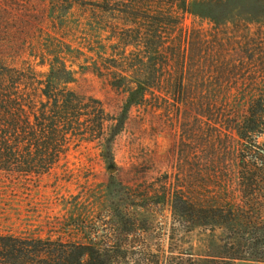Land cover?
<instances>
[{"label":"trees","instance_id":"1","mask_svg":"<svg viewBox=\"0 0 264 264\" xmlns=\"http://www.w3.org/2000/svg\"><path fill=\"white\" fill-rule=\"evenodd\" d=\"M75 6L99 13L109 34L112 52L85 70L116 93L114 114L71 87L79 72L64 56L60 21ZM134 109L170 131L179 124L182 162L197 165L170 194L177 213L209 231L248 234L230 258L264 263V0H0V181L37 182L77 139L97 142L114 163ZM103 256L81 242L0 234V264Z\"/></svg>","mask_w":264,"mask_h":264},{"label":"rangeland","instance_id":"2","mask_svg":"<svg viewBox=\"0 0 264 264\" xmlns=\"http://www.w3.org/2000/svg\"><path fill=\"white\" fill-rule=\"evenodd\" d=\"M60 23L69 48L64 56L76 62L72 68L79 72L71 87L102 100L114 114L116 93L85 70L112 52L101 15L75 6ZM137 115L134 109L116 140L114 163L97 142L77 139L37 182L0 181V234L81 242L101 250L104 264H177L189 258L190 264H264L230 258V247L246 245L248 234L209 231L177 213L180 204L170 194L181 185L183 171H195L197 165L182 162L179 124L170 131L164 118ZM261 127L257 141L264 146V122Z\"/></svg>","mask_w":264,"mask_h":264}]
</instances>
